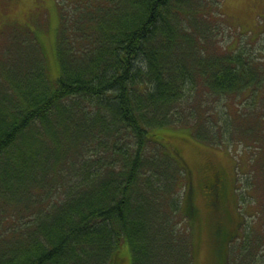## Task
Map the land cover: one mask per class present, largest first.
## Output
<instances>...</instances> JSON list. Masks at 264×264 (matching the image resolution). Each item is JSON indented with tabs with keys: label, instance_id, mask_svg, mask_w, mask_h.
Instances as JSON below:
<instances>
[{
	"label": "trees",
	"instance_id": "obj_1",
	"mask_svg": "<svg viewBox=\"0 0 264 264\" xmlns=\"http://www.w3.org/2000/svg\"><path fill=\"white\" fill-rule=\"evenodd\" d=\"M89 2L74 15L63 14L56 45L61 72L54 84L46 80L41 47L34 46L29 60L23 52L30 44H18L14 34L2 48L0 264H110L122 243L131 249V264L172 259L171 216L182 198L174 196V181L188 174L150 128L193 115L182 110L191 102L188 87L225 94L258 82L259 67L240 47L207 50L201 37L212 38L201 0ZM195 129L211 137L201 136L199 125ZM108 132H115L113 139ZM206 178L201 197L220 210L217 219L208 218L215 245L221 243L213 249L215 263L230 264L236 248L227 245L241 236L227 225L228 215L236 219L227 201L232 187L223 170ZM194 186L188 215L198 213ZM156 198L164 201L161 208ZM43 201L46 207L32 213L31 204ZM245 233L248 251L253 240Z\"/></svg>",
	"mask_w": 264,
	"mask_h": 264
},
{
	"label": "rangeland",
	"instance_id": "obj_2",
	"mask_svg": "<svg viewBox=\"0 0 264 264\" xmlns=\"http://www.w3.org/2000/svg\"><path fill=\"white\" fill-rule=\"evenodd\" d=\"M89 1L93 3L97 0H0V55L5 44L14 42V34L19 37L18 44H30L24 52L22 50L29 60L36 55L34 46L41 47L45 54L46 80L49 85L54 84L61 72L56 45L63 14L68 12L74 15L78 6L86 5ZM201 2L205 6L202 12L212 38V41H204L201 37L209 47L207 50L213 54L240 47L259 67L256 69L258 82L252 84L253 87L225 94H218L205 85L195 89L188 87L185 92L191 102L182 110L193 115H186L173 124L150 128L149 135L159 140L188 174L184 178L179 175L174 181L177 190L174 196H182L179 211L171 216L175 245L170 246L172 259L160 264H216L213 249L216 247L219 250L221 243L215 245L214 226L209 225L208 218L217 219L220 210L214 211L216 206L201 197L203 184L206 189L209 185L205 181L206 175L216 169L223 170L232 187L227 201L236 219L233 222L228 215L227 225L233 234L238 231L241 234L240 238L236 237L227 245L228 250L233 246L236 248L230 254V264H264V241L260 242L264 239V0ZM88 5L92 4L89 2ZM182 22V25L190 24L188 21ZM22 32L26 37L18 36ZM76 42L77 37L73 40L74 46ZM66 47L63 44L62 51H66ZM76 50H80L79 46H76ZM6 75V69L0 71V78L5 80ZM199 118L201 124H196ZM197 125L205 132L201 136L208 132L211 137H200L195 129ZM36 126L40 129L41 124ZM113 134L108 132L106 138L113 139ZM120 134H123V130ZM155 150L153 146L147 153L150 155ZM177 150L180 153L176 154L178 157L174 154ZM191 183L196 186L195 204L198 213H202L199 219L198 213H186L190 208ZM233 187H236V191ZM38 190H32V194L39 193ZM156 201V206L161 208L164 201L160 198H156ZM31 206H36V209H32L34 213L38 208L44 209L46 204L45 201L33 202ZM13 209L14 203H11L7 214ZM7 214L5 212V216ZM246 229L253 240L252 249L248 251L243 248L248 235ZM249 255H253V258ZM131 256L128 244L122 243L115 249L110 264H131Z\"/></svg>",
	"mask_w": 264,
	"mask_h": 264
}]
</instances>
